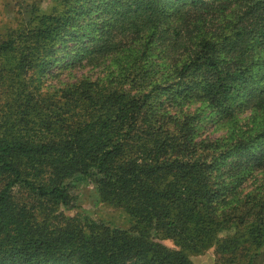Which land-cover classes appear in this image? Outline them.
<instances>
[{"label": "trees", "instance_id": "trees-1", "mask_svg": "<svg viewBox=\"0 0 264 264\" xmlns=\"http://www.w3.org/2000/svg\"><path fill=\"white\" fill-rule=\"evenodd\" d=\"M14 14L0 31V264H193L208 249L257 264L264 0ZM82 180L95 216L65 213Z\"/></svg>", "mask_w": 264, "mask_h": 264}, {"label": "rangeland", "instance_id": "rangeland-1", "mask_svg": "<svg viewBox=\"0 0 264 264\" xmlns=\"http://www.w3.org/2000/svg\"><path fill=\"white\" fill-rule=\"evenodd\" d=\"M58 1L59 0H23L21 5L25 9L30 8L35 3V6H37L40 10L47 11L48 8L55 6ZM21 5L18 4L16 0H0V31L16 22L17 16L14 14V11L16 9H21ZM63 77L65 78V76ZM205 111L209 113L211 110L205 108ZM216 126L217 127H214V132L216 133H212L213 135H219L223 132V130H220L221 127L218 124ZM210 131H213V128L208 130V133H211ZM75 193V206L71 210H65L67 215L87 213L91 216H95V214L101 211L98 194L92 182L88 180L80 181L77 184ZM105 210L106 212L101 215L109 218V212L107 209ZM164 244L172 246V243L168 240H165ZM189 257L193 264H216L215 255L210 249L201 254H192ZM256 260L257 264H263V254H260Z\"/></svg>", "mask_w": 264, "mask_h": 264}]
</instances>
